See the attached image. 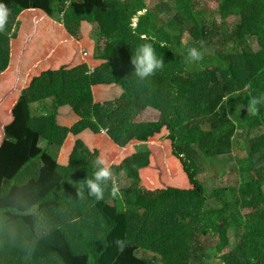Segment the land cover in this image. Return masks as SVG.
Wrapping results in <instances>:
<instances>
[{
  "label": "trees",
  "instance_id": "16d2710c",
  "mask_svg": "<svg viewBox=\"0 0 264 264\" xmlns=\"http://www.w3.org/2000/svg\"><path fill=\"white\" fill-rule=\"evenodd\" d=\"M48 2L51 18L75 40L82 23L93 27V59L101 65L44 72L14 106L0 145V264H264V104L255 116L245 110L252 96H264V0H216V12L196 8L197 0L154 7L149 0ZM7 8L0 75L22 13L17 4ZM231 16L239 20L224 30ZM152 37L164 67L140 79L130 60ZM191 47L203 59L186 64ZM98 86L123 93L98 104L92 93ZM63 107L78 117L71 128L57 123ZM147 109L159 119L138 121ZM163 129L189 189H146L145 145L112 167L123 199L110 196V183L100 201L86 186L80 195L99 157L81 140L68 165L58 163L69 135L106 133L125 148ZM231 155L244 177L234 201L221 193L227 188L209 187L215 173H202L204 157L213 167ZM118 238L126 241L122 253L113 243Z\"/></svg>",
  "mask_w": 264,
  "mask_h": 264
},
{
  "label": "crops",
  "instance_id": "0c3cea01",
  "mask_svg": "<svg viewBox=\"0 0 264 264\" xmlns=\"http://www.w3.org/2000/svg\"><path fill=\"white\" fill-rule=\"evenodd\" d=\"M1 1L5 4H18L22 8V13L18 19L20 21L18 38L11 41L9 67L5 73L0 75V120L2 117L1 113L5 112L6 119L3 123L7 126L13 121L12 110L14 106L33 79L47 71H58L61 68L71 70L83 64L87 65L89 70L94 71L101 63L93 59V47H89V49L87 46L89 43L95 47L94 42L89 40L92 26L82 23L81 33H83L85 39L75 40L66 32L62 24H59L51 18L48 0ZM112 88L118 89L119 92H117V94L119 93V95L123 93V90L116 86L94 87L92 89L94 102L104 103L103 101H106L105 97H107V93H109ZM77 122L78 117L70 107H63L58 111L57 123L60 127L71 128ZM3 130L4 128L2 129V133ZM2 133L0 145L3 141ZM88 133L91 132L85 131L79 137H74L73 135L68 136L58 156L59 165L64 167L68 165L69 157L79 138L84 139L85 144L91 151H99V154L107 159L112 167L120 165L130 154L137 152L133 151L132 153V151L130 152L127 149L131 145L125 148H121L118 145L116 146L112 140L108 138L106 143L111 144V153L107 154L102 146L100 151L97 149L96 145H93L92 139L94 137L90 141V134ZM102 134L101 137L105 138L106 134ZM136 143L139 144V142ZM67 147L71 152H69ZM122 150H124V152ZM115 153L116 155H114ZM120 153H122L121 156H119ZM62 157L65 160H63ZM151 168L152 165L150 164V166L142 169L140 171V176L144 181V187L146 189L156 190V187L154 188L151 184V182H154L151 180V173H149ZM166 180L170 181L171 179L169 178Z\"/></svg>",
  "mask_w": 264,
  "mask_h": 264
},
{
  "label": "rangeland",
  "instance_id": "374dc122",
  "mask_svg": "<svg viewBox=\"0 0 264 264\" xmlns=\"http://www.w3.org/2000/svg\"><path fill=\"white\" fill-rule=\"evenodd\" d=\"M165 1H169V0H165ZM160 2H161V0H149L148 3L150 6L154 7L156 5H159ZM1 3H3V2L1 1ZM10 5H12V4H6V6H10ZM195 6H196V8H199V9L200 8H206L212 12H216L217 4H216V0H197V3ZM216 17H217V19H219L218 15H216ZM238 20H239V18L237 16H231L226 21V24L223 26V29L227 30V28H229V26L235 25V23ZM135 23H136V20H134L133 25H136ZM91 28L93 31V27H91ZM92 31H91V33H92ZM91 33H90L89 40L93 41ZM83 39H85V38L83 37V33H81V39L80 40H83ZM87 46H88V48L93 47V49H95V47L92 46V44L88 43ZM178 48L179 49L183 48V45L182 46L178 45ZM210 51H212V49H210ZM65 70H68V69H65ZM110 90L111 91H109V93H107V97H105L106 101H103L104 103L112 102L114 100L120 99V96L122 95V94L119 95V93L117 94V92H119V91L116 88H112ZM104 103H98V104H104ZM1 116L2 117L0 120V127H1V129H0V141L2 139V135H1L2 129L6 127L5 124L3 123V122H5V119H6V113L2 112ZM159 117H160V113L158 111L153 110V109H147L146 111L141 113V116L138 117V121H157L159 119ZM88 134H90L89 135L90 141L94 137L92 139V143L94 146L96 145L97 149H99L101 151V146H102L103 150L107 154L111 153V144L106 143V141L109 138L106 133H104V134H106L105 138L101 137V135H103V134H100V136H96V137L92 133H88ZM168 134H169L168 130L164 129L160 134L157 135V137L151 138L150 141H148L146 143H139V144L136 142L130 143L131 146L128 145L130 147L127 149L130 152L132 151V153H133V151H137L139 147L147 146L150 149V151H151L150 164L152 165V168L149 170V173H151L150 174L151 180L154 181V182H151V184L154 188L156 187L155 189L168 188V187L191 188L188 177H187L186 173L184 172L183 167L180 164V160L172 154L171 141L166 138ZM101 138H103V139H101ZM79 140H81L82 142L85 143L84 139L79 138ZM42 145H41V147H42ZM68 150H69V148H68ZM122 151L124 152V150H122ZM69 152H71V151L69 150ZM116 153L114 155H116ZM122 153H120L119 156H121ZM131 155H133V154H130L129 157ZM99 157H102L101 154H99ZM62 159L65 160L63 157H62ZM203 164H204V169H203L202 173H204V174L207 173L208 176H209V174L212 175V172L216 174L215 179L210 181L209 187H214L215 185L216 186L220 185V187L222 189H226V188L228 189V190H222L221 191V193L223 194V196L226 199L234 201L237 198H239L237 191L240 187V184L243 182L244 177L241 174L240 167H239L238 163L236 162V160L234 159V157L232 155L229 157H227V156L220 157L218 162H214L213 167L209 164L208 161H205V157H204ZM169 178L171 179L170 181L166 180ZM214 205L216 206L217 204L214 203ZM247 211L248 210H246L245 212H247ZM260 231L264 232V225L261 226ZM230 238H231V241H233L232 234H230Z\"/></svg>",
  "mask_w": 264,
  "mask_h": 264
},
{
  "label": "clouds",
  "instance_id": "9594fccd",
  "mask_svg": "<svg viewBox=\"0 0 264 264\" xmlns=\"http://www.w3.org/2000/svg\"><path fill=\"white\" fill-rule=\"evenodd\" d=\"M10 11L7 8L6 4L0 3V32L5 30L8 16ZM155 37H152L149 42L140 44L135 51V54L132 55L130 63L135 69V75L140 79L148 78L156 73L157 70H160L164 67V61L161 58H158L154 48ZM163 46V45H161ZM203 59V53L197 47H191L187 51V57L185 60L186 64H192ZM246 88H249L250 85H246ZM264 104V96H252L245 110L250 115H257L259 112V105ZM95 171L92 174L91 178H85L81 185L80 195H83V187L86 186L89 190L88 194L93 197L95 200L100 201L104 199L105 191L108 188L109 183L110 187V196L115 198L123 199V194L120 190V184L117 181L116 174L114 173L112 166L109 161L103 157H96L93 161ZM123 174V172L121 173ZM115 247L119 252H123L126 248V241L123 239H116L113 241Z\"/></svg>",
  "mask_w": 264,
  "mask_h": 264
},
{
  "label": "built area",
  "instance_id": "2783aa9c",
  "mask_svg": "<svg viewBox=\"0 0 264 264\" xmlns=\"http://www.w3.org/2000/svg\"><path fill=\"white\" fill-rule=\"evenodd\" d=\"M90 72H93V70H90Z\"/></svg>",
  "mask_w": 264,
  "mask_h": 264
}]
</instances>
